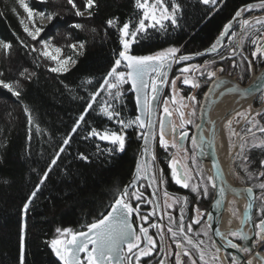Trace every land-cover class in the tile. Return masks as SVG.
Listing matches in <instances>:
<instances>
[{
  "label": "trees",
  "instance_id": "1",
  "mask_svg": "<svg viewBox=\"0 0 264 264\" xmlns=\"http://www.w3.org/2000/svg\"><path fill=\"white\" fill-rule=\"evenodd\" d=\"M221 8L212 10L200 0H175L181 10L177 25L166 24V31L148 29L147 38L133 44L137 55H150L170 47L181 53L196 55L204 51L228 22L230 14L249 3L263 0H221ZM83 11L85 0H75ZM29 6L46 14L57 12L54 20L40 26L43 31L32 41L23 30L20 19L31 28L32 22L16 0H0V39L12 44L10 54L0 50V77L5 82L20 81L21 96H12L0 87V264H19V237L23 206L31 199L25 217L27 223L25 264H59L48 242L54 239L57 228L86 229V225L100 218L117 193L131 177L141 138L135 127L126 130L124 152L110 155L108 143L88 137L92 127L120 131L98 111V97L82 122L72 129L114 63V51L120 48L119 32L109 28L107 20L118 18V26L129 20L137 23L141 12L135 0H96V7L83 16H76L67 0H27ZM171 8L172 0H164ZM15 8L16 12L12 9ZM18 14V15H17ZM36 25L37 17H33ZM84 27L75 29L71 25ZM95 29V32L92 30ZM19 37V39H17ZM62 49L61 58L71 57L75 64L64 73L48 69L55 62L31 52V46L41 49L40 41ZM23 41L24 47L21 44ZM84 48H79V43ZM77 44L74 51L69 45ZM27 68V77L20 73ZM91 79V83H84ZM122 102L117 107L124 119H134V98L127 85ZM27 106L33 123L29 125L24 112ZM37 126L39 131H37ZM70 137L69 143L64 140ZM88 137V138H86ZM55 165L48 178L32 197L41 176L51 165L59 149ZM88 157L85 161L80 158ZM167 174L165 164L162 166Z\"/></svg>",
  "mask_w": 264,
  "mask_h": 264
},
{
  "label": "snow or ice",
  "instance_id": "2",
  "mask_svg": "<svg viewBox=\"0 0 264 264\" xmlns=\"http://www.w3.org/2000/svg\"><path fill=\"white\" fill-rule=\"evenodd\" d=\"M20 8L27 13V20L32 22V28L25 23L24 19H20V23L23 26L24 32L32 41H37L41 35L43 29L36 25L33 17H39L41 19L54 20L56 19L58 13L50 12L45 13L43 11H37L32 9L27 0H16ZM46 2V0H42ZM203 4H215L216 0H200ZM67 4L71 5L75 9L76 16H83L84 12L87 11L89 17L92 16L90 11L96 7V0H85L83 11L77 6L75 0H67ZM261 7L264 8V3L261 4ZM135 8L141 12V16L137 23L129 20L128 22L123 23L122 26H118V18H110L107 20V26L109 28H116L119 32V44L120 48L114 51V63L111 69L107 72L103 78V82L99 85L98 89L90 93V100L88 101L84 112L79 116L76 124L74 125L72 132L75 133L77 128H79L82 122H85V116L88 111L93 108V104L96 102L97 97L100 96L101 92H104L107 96V99L99 106V115L105 117L108 121H112L119 126L120 131L111 130L109 128H97L92 127L88 133V137H94L101 141H106L110 143L113 147L108 149L110 155L115 154L116 152H124L126 144V130L129 128L135 127L139 129L138 135L143 139V152L142 155L146 156L148 154L152 155V159L155 160V154L151 151L150 141L155 139V134L153 131L154 125L152 123V113H153V102L156 101L157 96L160 92V87L168 83V72L167 69L171 67L173 62L180 63L183 61H188L191 59L187 55H178L179 49L175 47H170L165 50L155 52L150 55H137L132 51L133 44L138 43L139 39L147 38L148 28H156L158 31H166L165 21H170L173 26L177 25V13L180 12L181 6L176 3L175 0H172L171 8L164 3V0H135ZM247 10L251 11L252 6H247ZM13 12H16V9H12ZM237 11L236 16L239 17L241 12ZM18 15V14H17ZM148 21V23H146ZM257 23H264L257 19ZM250 22L245 20L243 24L247 25ZM75 29H82L84 26L80 23H74L71 25ZM95 32V29L92 30ZM229 32V26H225L224 31L221 33L223 37ZM19 39V37H17ZM42 47L37 49L35 45L31 46V52H39V56L44 57L45 59L55 62V67H49V71L53 73H64L68 71L67 65L69 62L75 64L76 61L71 57L61 58L62 49L58 46L51 45L48 41H40ZM22 46L29 47L24 45L21 41ZM220 44L218 39L215 44L211 46V50L215 51L217 45ZM74 51L77 49V44L69 45ZM79 48H84V43H79ZM12 49V44L10 42H5L0 39V50H3L6 55L10 54ZM262 49L257 48L256 51L252 53L253 57H256ZM251 62L249 67L251 68ZM191 68L200 70L199 65H192ZM190 67H183L180 69L181 73H188ZM207 67V62L205 64ZM125 69V70H121ZM218 71L223 72V68H219ZM29 70L25 68L20 76L22 78L30 79L31 75L25 76ZM155 74V78H151V74ZM4 75L3 72H0V77ZM207 76L209 79H212L216 76V71H208ZM148 78V79H146ZM180 79V77H176ZM176 79L171 81V86L173 91L176 89ZM151 87V97H149L146 89ZM91 79H87L84 83H91ZM185 85H191L193 88L200 87V84L194 79H189L185 77L182 81ZM126 84L131 85V90L136 93V103L139 109L140 114L137 115L134 119H124L122 116V111L117 107V104L122 102L124 96L123 86ZM217 87H220V83L217 82ZM0 87L6 89L12 96L20 97L21 96V85L20 81L5 82L3 79H0ZM264 89V79L255 85L252 89L246 90L243 95H251L254 91H259ZM189 100L195 102L196 97L190 96ZM173 102L175 99L173 98ZM165 107L163 108L164 116L161 117L159 121V145L164 148L165 151L168 150L169 146L172 148L178 147V144L175 140H169L166 138L165 126L166 123L169 127V130L174 133L175 128L171 124V112L167 107L168 101H164ZM24 112L28 116L29 125L33 123L32 115L27 106L24 107ZM195 115V112L192 113ZM237 115H244L238 113ZM250 115V110H249ZM261 113L257 112L256 116H260ZM180 118L182 121L181 127H183L184 113H180ZM245 119L248 120V123L251 124V127L247 128V132L252 134L251 143L245 141L239 145L240 152L237 154L244 163L245 172L247 173L248 167L256 163L255 159L250 158L248 153H251L252 150H258L261 153V158L258 161L259 169L257 172V178L264 177V136H257L256 132L253 129H256L260 133H264V125H260V122L255 119V116H245ZM191 123V121H187ZM228 127L231 128V121H228ZM147 129V131H144ZM37 131L39 127L37 126ZM231 135H237L234 131L231 132ZM187 136L186 132L180 134V141L182 142L184 137ZM86 137V138H88ZM243 140L244 137H241ZM70 137L64 140V145L69 143ZM192 143L196 146V138H193ZM201 143L203 139L201 137ZM231 147V145H230ZM64 151V148L61 147L59 152H57L56 157L52 159L51 165L43 173L39 184L36 186L35 191L32 192V197H35L36 192L40 190V186L44 184L45 180L48 178V172L51 171V166L55 165L59 154ZM80 158L87 161L88 157L81 154ZM172 179L177 185L188 189H191V192L195 193L197 196L203 195L207 197L208 195V185L204 184L203 190L201 192L200 185H191L189 180L191 179L185 173L181 172L180 167H178V161L173 159L170 162ZM149 165L147 161H137L136 165V176L135 180L141 179V173L143 172V179L150 180L151 183L163 182L162 176L158 177L156 172H152L151 176L148 175ZM149 184V187L151 186ZM208 184H211L212 188H216V184L213 178L209 177ZM260 188L264 190V183H261ZM130 187H137L135 183L130 186H125L119 193V195L114 199L110 204V210L106 213L102 212L100 218L96 219L94 222L87 224L86 231H74L72 228H57L56 232L59 234L58 238L52 239L48 242V246L51 251L55 254L56 258L60 261V264H124V261L127 259L129 264H131L132 256L128 255L137 250L135 253L136 264H139L141 257L152 256L153 251L157 247V242L149 235V229L144 227L145 223H148L149 216L154 215L155 213H150L149 215H140V205L137 203L135 206L131 203V200L134 198L137 202L145 199L142 192H130ZM224 187H220L219 193L223 195L226 191ZM252 189H247V194L251 197ZM154 195V193H153ZM164 196L167 199L172 200V204H167L168 208H171L174 204L180 203L181 199L176 197H170L169 193L165 192ZM264 196V193H262ZM31 199L26 202L23 206V213L26 217L29 204ZM148 203H152L151 200ZM183 203L186 206L188 201L187 197L183 198ZM249 208L251 205L248 206ZM196 212L200 214V209L197 208ZM262 215H264V209H261ZM133 215L137 216L143 223L139 227V231L133 226L131 222V217ZM170 224L175 223L174 217L169 214ZM243 223V221H241ZM192 223L199 224L200 219L194 218ZM151 227L157 228L158 230L162 228L161 225L152 224ZM264 231V219L261 220V223L257 225ZM178 232L180 235H184L185 240L188 244L197 248L200 252V260L204 261V251L199 248L197 244H193V241L185 235V225H184V208L180 209V218L178 223ZM187 231H192V226L189 224L187 226ZM168 232L171 233L173 239L175 240L177 236V231L173 230V227H168ZM26 235H27V223L26 220L21 225L20 237H19V264H25V250H26ZM233 236H239L241 239H248V237L240 233H232ZM260 235V238L264 240V235ZM144 244V247H141V244ZM200 243H203L201 241ZM229 246L232 248H238V245L228 242ZM183 244L176 242V249H182ZM163 251V248H161ZM219 251V250H217ZM244 252H247L248 249L244 248ZM83 253V258L81 257ZM175 255V264H186L185 261L181 259V253L179 251L174 253ZM183 256L188 257L191 261V264H196V261L192 259L189 251L184 250ZM213 259H218V256H214ZM159 264H166L165 260L159 261ZM233 264H235V258H233ZM251 264V261L248 262Z\"/></svg>",
  "mask_w": 264,
  "mask_h": 264
},
{
  "label": "flooded vegetation",
  "instance_id": "3",
  "mask_svg": "<svg viewBox=\"0 0 264 264\" xmlns=\"http://www.w3.org/2000/svg\"><path fill=\"white\" fill-rule=\"evenodd\" d=\"M219 3L216 4V6L213 5H208L207 9L212 10V13H210L211 16L216 14L218 10L221 8L223 5L224 1L217 0ZM264 3L263 1L255 2V3H249L243 7H240L237 11H240L243 9L241 12V15L239 17L236 16V12L230 14V18L228 22L223 26L222 30L219 32V34L214 38V40L211 42V44L202 52L196 54V55H187L181 53L179 51L178 55H187L190 56L191 59L182 63H175L173 62L171 64V67L169 68V73H168V83L166 85L161 86V94L158 99L156 109H155V117H154V134H155V139L150 141V146H151V151L156 149L160 155L157 157L159 159V163L155 160L153 161L152 155L148 154L145 156V160L147 159V163L149 165L148 168V175L151 176L152 172V162H155V169L157 172L158 177L162 176L163 182H157V183H151L150 180L143 179L144 173H141V179L137 180L136 185L137 187H130V192H142L144 194L145 199L142 201L137 202L134 198L131 200V203L135 206L137 203L140 205V215H149L150 213H155L154 215L149 216V221L148 223H145L143 226L147 227L149 229V235L153 237V239L157 242V247L153 251L152 256L148 257H141L139 264H159V261L165 260L166 264H175V255L174 253L179 251L181 253V259L186 262V264L189 262L191 264V261L189 260L188 257L183 256V251L187 250L190 252L191 257L193 260L196 261V264H200L198 262L199 257L197 256V249L193 247L192 245L184 244L182 236H178V223H179V218H180V209L183 207L184 208V225H185V234L193 241V244H201L203 245L204 243V237H203V229L207 232L210 237V246L214 247L213 242H212V237L208 229L205 228L208 227V222L206 225V217H207V212H208V207L211 203L212 196H213V188L210 186L212 190L211 192L208 191L207 197H204L203 195L197 196L195 193L191 192V189H185L181 187L180 185H177L175 181L172 179V174H171V167H170V162L175 159L178 161V167H180L181 172L187 174L188 176L191 177L189 180V184L191 185H200V190L202 192L203 186L205 184L204 177L202 174V167L201 164L198 163L197 161H191L190 159H186V162H182L179 158V154L184 152L187 145L191 144L192 145V127L189 124L188 128L181 127V124L178 122L177 118L174 117L171 114V124L175 128V132L172 133L169 130V127L166 123L165 126V132H166V138L171 140H175L178 144V147L172 148L169 146L168 150L171 149L172 152L171 154H167L168 150L165 151L160 147L159 145V121L161 117L164 116L163 108L165 107L164 100H163V93H165L166 89L169 86L170 79L172 77V74L176 72V68H183L187 65H199L200 68L205 67L206 62L210 63L212 66L207 65L209 68L207 70H204L206 72L208 71H216V75H225L230 77L231 79L235 80L238 85L245 87L249 85L252 81L255 75L259 73V71L264 67V23H260L261 26L259 27V30L252 31L250 30L249 26L243 25L242 22L250 18L251 16L248 14L250 13L249 10H247V6L251 5L252 7L259 6L261 7V4ZM256 13V12H252ZM261 21H264V12H261ZM225 26H229V32L225 34L223 37L221 36V33L224 31ZM241 34V35H240ZM220 40V44L217 45V48L215 51L211 50V46L217 42V40ZM257 48L262 49L260 53L257 54L256 57H253L252 53L256 51ZM251 62V68L253 67L256 69V74L251 77L246 73L244 67H249V63ZM185 63V64H184ZM241 71L240 73L237 72L238 68ZM219 68H223L224 71L220 72L218 71ZM237 68V70H236ZM242 73V74H241ZM151 78H155V74L151 75ZM214 78V77H213ZM212 78V79H213ZM209 79L208 76L205 77V86L202 91V94L204 90L206 89L208 83L212 80ZM150 82V81H149ZM200 92V91H199ZM148 95L151 97V87L149 83L148 87ZM263 94H258L251 104V106L248 108L250 109V115L249 113L246 116H249V119L251 116H255V119L260 122V125H264V98L262 96ZM169 108V105H167ZM260 112V116H256V113ZM243 124L248 125V127H251V124L248 123L247 119H244ZM194 126V125H193ZM145 129L144 131H146ZM139 129H137V133H139ZM254 132H256V135L259 136H264V133H260L256 129H253ZM182 132H186L187 136L184 137L183 141H180V134ZM248 136L250 139H252V134L249 133ZM142 138H141V146L140 149L137 153V156L135 158V164L131 173V177L133 176L134 170L136 163L139 159V161H144V156L142 155ZM249 155L250 158L252 156L254 158H261V153H257ZM259 155V156H258ZM194 159V158H193ZM195 160V159H194ZM168 163V164H167ZM165 164L166 169H167V174H164V171L162 169V166ZM258 167V166H257ZM130 179L127 181L126 185L130 182ZM151 183V186L149 187V184ZM124 186V187H125ZM123 187V188H124ZM122 188V189H123ZM249 188H251L249 186ZM121 189V190H122ZM252 189V188H251ZM120 190V191H121ZM120 191L117 193L116 197L119 195ZM253 191V189H252ZM167 192L169 193L170 197H176L180 198L181 202L174 204L171 208H168L166 205L167 204H172V200L165 198L164 193ZM154 193V195H153ZM254 193V191H253ZM115 197V198H116ZM187 197V205L185 206L183 203V198ZM255 197V194H254ZM151 200L152 203H148V201ZM114 201V200H113ZM112 201V202H113ZM111 202V203H112ZM110 203V204H111ZM110 204L108 205L106 212L110 210ZM200 209V214L196 212V209ZM105 212V213H106ZM169 214L174 217L175 223L170 224L169 221ZM264 219V215H262ZM194 218H199L200 223L199 224H194L192 223ZM131 222L133 223V226L137 229V232L139 231V227L141 223H143L140 219H138L137 216L133 215L131 217ZM254 222V220H253ZM261 221L256 224H260ZM152 224H158L161 225V229H157L154 227H151ZM191 224L192 226V231L188 232L187 231V226ZM173 227L174 231H177V236L175 240L173 239L171 233L168 232V227ZM85 230L82 231H86ZM258 234L264 235V232L262 229L257 228L255 232V239ZM232 235V234H231ZM258 237V236H257ZM203 241V243H200ZM176 242H181L183 244L182 249H176ZM208 242V241H207ZM206 242V243H207ZM237 243H239V238L237 237L236 240ZM141 247H144V244H141ZM163 248V251L161 250ZM215 249V247H214ZM216 250V249H215ZM137 250H134L133 253L128 254L132 256V261L131 264H136L135 260V253ZM83 253H81V257L83 258ZM228 260H230L229 255L225 254ZM124 264H129L128 260L126 259L124 261Z\"/></svg>",
  "mask_w": 264,
  "mask_h": 264
},
{
  "label": "rangeland",
  "instance_id": "4",
  "mask_svg": "<svg viewBox=\"0 0 264 264\" xmlns=\"http://www.w3.org/2000/svg\"><path fill=\"white\" fill-rule=\"evenodd\" d=\"M220 2H221V0H220ZM217 3H219V2L216 0V3L214 5L211 3H209V4L201 3V4L204 5L205 7H207L208 5L216 6ZM252 12H256V13H252ZM261 12H264V8L259 7V6L258 7L255 6V7H252V10L250 11V13H248L251 17L247 19V21H249L250 23L247 24L246 26L250 25L249 26L250 30L255 31V32L257 30H259V27L261 26V24L257 23L256 21H257V19H261L260 18ZM37 23H38L37 26L40 27L42 25H46L48 23V20L47 19H41V18L37 17ZM146 23H148V21H146ZM164 23H165V25L168 23L171 24L170 21H165ZM242 24H243V22H242ZM243 25H245V24H243ZM31 28H32V25H31ZM148 29H156V28H148ZM183 62H185V61H183ZM180 63H182V62H180ZM207 65L212 66L210 63H207ZM71 66H72V63L69 62V64L67 65V68L69 69ZM190 66H192V65H187L185 67H190ZM207 68H209V67L207 66V67L200 68V70H197L195 68L190 67V71L188 73H181L180 69L176 68V72H174L172 74L168 88L166 89L165 93H163V100L168 101L167 105H169V111L171 112V114L174 117L177 118V120L180 124H182V121L180 118V113L181 112L184 113L183 127L185 129L188 128L189 124H192L190 126L192 127V131H193L195 125L197 124V115H198V110H199V106L201 103V99H202V96L205 93L209 83L213 79H215L216 77L225 76L223 74L216 75L208 83L206 89L204 90V92L202 94V91H203L204 86H205V77L207 76V72L204 70H207ZM240 68L241 67H239L238 70L236 68L237 72H239V73L241 71H244V70H240ZM244 69H245L246 73L249 75V77H251V79L257 73L256 69H254L253 67L252 68L244 67ZM121 70H125V69H121ZM176 77H180V79H176ZM185 77H187L189 79H194L196 82H198L200 84V87L193 88L191 85L183 84L182 81ZM173 79H176L175 91H173V88L171 86V81ZM127 85L129 86L130 92H131V87L129 84H126L123 86L124 90L126 91L125 87ZM261 94H263L262 96L264 98V92ZM190 96H195L196 101L193 102V101L189 100L188 97H190ZM173 98L175 99V102H173ZM105 99H107V96L105 95L104 92H101L100 96L98 97V105L100 106L104 102ZM250 103L252 104L253 102H251V101L248 102L247 106L243 110L236 112L235 114H233L230 117V119L223 122L219 126L221 130L219 129V135L216 139L217 141L215 144L217 145L218 151L220 153L221 152L223 153L222 163H223V166L225 167V172H226L227 179H228L230 185L234 186V187H244V188H248V189L250 186L254 191V193L252 191L253 195L255 194V197L253 199V210H252V222L254 220V222H253V227H254L253 245H254V248L259 250L258 253L264 258V240H262L260 238V235H257L258 237L256 236V239H255V232H256V229L259 228V227H257V225H259V224L254 225L255 222L258 223L259 221L262 220L263 216H262L261 209H264V196H262V193H264V190H262L259 186L261 183H264V177L257 178V172L259 169L258 161L260 158H254L252 156V159H255L257 162L251 164L248 167V170L246 173L245 168H244V163L240 158H238V155H237L240 152L239 145L241 143H244L245 141H247L248 143H251V140H252L248 136V134H249L247 132V126L248 125L243 124L245 116L249 113L250 109H248V108L251 106ZM98 111H99V107H98ZM193 112H195V115H192ZM238 113H241L244 115H237ZM189 120L191 121V123H187V121H189ZM228 121H231V128L228 127ZM233 131L235 133H237V135H231V132H233ZM241 137H244V139L242 140ZM102 142L108 143L106 141H102ZM108 144L110 145L111 148L113 147L110 143H108ZM230 145H231V147H230ZM162 149H164V148H162ZM170 151L172 152V150L169 149L167 151L168 152L167 154H171ZM152 152L155 154V157L156 156L159 157L160 153L156 149L152 150ZM252 152H253L252 154H255V155H256V152L259 153L258 150H252ZM248 154L250 155L251 153H248ZM179 158L183 163L186 162L187 158L190 159L191 161H195V162L197 161L195 158V149H194L193 143H192V145L191 144L187 145L185 151L179 154ZM147 159H146V161H147ZM155 160L156 161L158 160L157 162L159 163V159H157V157ZM155 160H153V161H155ZM197 162L200 163L199 161H197ZM154 164H155V162H152L151 165L153 168H152L151 172H156ZM202 174L204 177L205 184L208 185V190L212 194V190L210 188L211 184H208L209 175L207 174L206 169L205 168L203 169V167H202ZM212 198H213V196H212ZM238 201H239V198H234L232 196H228V198H227V201H226L227 207L225 209V213L227 214V217H228V218H226V220H227V227H229V228L231 227L232 224L237 225L240 223L241 218H240L239 202ZM209 207H210V205H209ZM209 207H208V210H209ZM230 220H232V221H230ZM24 222H25V216L23 213L21 225ZM206 225H207V221H206ZM205 228L209 230V227L205 226ZM202 233H203V237H204V243H203V245L198 244V246L200 249H202L204 251V261L200 260V252L197 250L198 251L197 256L199 257L198 262L200 264H233V258H235V257L229 256L230 260H228V258L225 255L226 253H224L222 251H217L216 246H214V247H216L215 248L216 250L214 249V247L210 246V244H209L210 237L208 235V231L206 232L203 229ZM185 235L187 236V234H185ZM58 236H59V234L56 233L54 238H58ZM178 236L181 237L180 234H178ZM237 237L238 236L231 235V233H229L227 235L228 240L239 245L240 242L239 243L236 242ZM182 239H183V241H181V242H183L184 244H186L188 246V243L185 240L184 236H182ZM240 252L246 258V261H251V263H252V260L254 258H252L251 255L247 254V252H244L243 250H241ZM53 255H54V253H53ZM214 256H218V259H213ZM187 264H190V263L188 262ZM235 264H238V263H236V258H235Z\"/></svg>",
  "mask_w": 264,
  "mask_h": 264
},
{
  "label": "water",
  "instance_id": "5",
  "mask_svg": "<svg viewBox=\"0 0 264 264\" xmlns=\"http://www.w3.org/2000/svg\"><path fill=\"white\" fill-rule=\"evenodd\" d=\"M261 79H264V67L259 71L258 75L253 79V81L245 87L238 85L233 79L228 78V77L223 76V77H218V78L213 79L209 83L205 93L202 96L201 103L199 106V111H198V121L191 134L192 140L193 138H196V141H197L196 146H194L195 157L200 162L203 169L205 168V164L210 167L211 178H213L216 184V188L213 189V198H212L209 210L207 212V217H206V221L210 222L208 227H209V232L212 237L213 245L216 246L217 249H219L220 251L225 252L227 255L235 256L236 263L238 264H247L246 258L243 257V255H241V252H240L244 248L248 249L247 254L251 255V257L254 258L255 260H258L259 264H264V258L258 252L254 251V245H253L254 230L253 228L251 229L250 237L246 235L248 239H241L238 236L240 244L238 245V248H232L229 246V243H228L230 240H224L221 238L220 232L218 230V221L220 220V216L222 212L224 211L225 196L227 194H232L233 196H236L238 193H243L247 200L246 216L248 217V221L250 222V213L252 211L254 195L253 193H251V197H249V195L247 194V188H237L227 183V181L225 180L223 171L221 170L219 161L215 155L213 129L212 128L209 129L208 139L207 138L205 139L202 136V134L205 131L206 126L208 125V122H209L208 121V110L211 104V98L216 92H219L218 96L234 95V96H239L240 99L246 100L250 97H254V96L256 97L258 94L264 91V89H260L259 91H254L251 95L242 94L246 90L252 89L255 85H257L261 81ZM217 82L220 83V87L216 86ZM131 93L133 94V97H134V104H135L136 116H137L140 114V112H139V109L136 103V93L133 92L132 90H131ZM160 94H161V87H160V92H159V95L157 96L156 101L153 102V113L151 116L153 124H154V117H155V109H156L157 101L160 97ZM201 137L203 139V143H201ZM143 145H144V142L142 139V150H143ZM144 161H145V156H144ZM135 176H136V166H135L133 176L131 177V180L127 184V186H130L133 183L136 184L137 180H135ZM220 187H224L225 189H227L223 193V195L219 193ZM249 205H251L250 208L248 207ZM220 240H222L223 243ZM54 258L60 264V261L56 258L55 254H54Z\"/></svg>",
  "mask_w": 264,
  "mask_h": 264
},
{
  "label": "bare ground",
  "instance_id": "6",
  "mask_svg": "<svg viewBox=\"0 0 264 264\" xmlns=\"http://www.w3.org/2000/svg\"><path fill=\"white\" fill-rule=\"evenodd\" d=\"M167 72L169 73L168 69H167ZM219 77H223V76H219ZM224 77H228V76H224ZM216 78H218V77H216ZM228 78H230V77H228ZM147 91H148V89H147ZM263 92H261V93H263ZM218 95H219V92H216L211 98V104H210V107H209V110H208V121L209 122H208V125L206 126V129L203 132L202 136L205 139L206 138L208 139V131H209L210 128L213 129L215 155H216V157H217V159L219 161V164H220L221 170L223 171L225 180L227 181V183H229V181L227 179L226 172H225V167L223 166V163H222L223 153L222 152L220 153L218 151L217 145L215 144L216 141H217L216 139H217V137L219 135V129H220L219 126L223 122H225L228 119H230V117L233 114H235L236 112H238L240 110H243L247 106V103L250 102L251 100H253L255 98V96L244 100V99H240L239 96H234V95H226V96H218ZM197 121H198V115H197ZM205 169H206V172L209 175V177H211L210 167L205 164ZM237 188H244V187H237ZM228 196H232L234 198H239L238 202H239V212H240V218H241L239 224H237V225L236 224H232L230 228L227 227L226 218H228V217H227V214L225 213V209L227 207L226 206V201H227ZM246 208H247V200H246V198H245L243 193H238L236 196H233L232 194H227L225 196L224 211L222 212V214L220 216V220L218 221V230L220 232V236H221L222 239L228 240L227 235L229 233L232 234V233H240V232H242L245 235H247L248 237H250L251 229L253 228V230H254L253 222H252V211L250 213V222H249L248 221V217L246 216ZM252 210H253V206H252ZM230 221H232V220H230ZM241 221H243V223ZM209 223L210 222H208V226H209ZM220 241L223 243L222 240H220ZM217 250H219V249H217ZM254 251L255 252H259V250H257L256 248H254ZM248 262L249 261H246L247 264H248ZM251 264H259V261L253 259Z\"/></svg>",
  "mask_w": 264,
  "mask_h": 264
}]
</instances>
